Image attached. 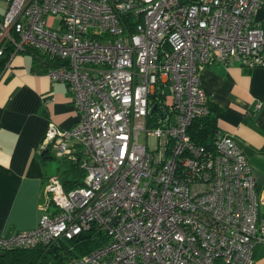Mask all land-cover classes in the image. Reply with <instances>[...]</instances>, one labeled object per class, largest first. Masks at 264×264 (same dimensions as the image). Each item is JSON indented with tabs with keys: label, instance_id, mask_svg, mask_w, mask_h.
Returning a JSON list of instances; mask_svg holds the SVG:
<instances>
[{
	"label": "built area",
	"instance_id": "obj_1",
	"mask_svg": "<svg viewBox=\"0 0 264 264\" xmlns=\"http://www.w3.org/2000/svg\"><path fill=\"white\" fill-rule=\"evenodd\" d=\"M262 1L0 0L2 67L33 49L75 111L69 128L46 122L39 149L83 173L67 190L46 176L37 223L0 234V250L93 225L106 239L67 264H249L264 189L229 135L204 147L187 128L206 112L203 64L264 66Z\"/></svg>",
	"mask_w": 264,
	"mask_h": 264
},
{
	"label": "crops",
	"instance_id": "obj_2",
	"mask_svg": "<svg viewBox=\"0 0 264 264\" xmlns=\"http://www.w3.org/2000/svg\"><path fill=\"white\" fill-rule=\"evenodd\" d=\"M255 20L264 24V0ZM206 101L216 108L217 130L229 134L251 166L254 189H264V66L235 61L209 63L198 71ZM76 116L65 84L31 69L23 53L10 56L0 70V234L35 226L37 203L46 176L69 167L48 147L39 149L48 120L69 128ZM264 220V201L257 208ZM250 264H264V239L255 243Z\"/></svg>",
	"mask_w": 264,
	"mask_h": 264
},
{
	"label": "trees",
	"instance_id": "obj_3",
	"mask_svg": "<svg viewBox=\"0 0 264 264\" xmlns=\"http://www.w3.org/2000/svg\"><path fill=\"white\" fill-rule=\"evenodd\" d=\"M23 53L30 56L32 70L46 68V65L41 64L42 56L33 49L25 48ZM5 60L6 54L0 56V70ZM205 105L206 113L191 120L187 133L193 142L208 147L214 132L217 131L216 108L209 101H206ZM65 159L69 167L61 172L59 180L62 187L67 190L81 184L83 173L78 168L76 160ZM105 239L104 232L90 225L77 235L71 238H58L55 243L48 246L35 245L29 248L0 250V264H67L74 258L91 251Z\"/></svg>",
	"mask_w": 264,
	"mask_h": 264
},
{
	"label": "bare ground",
	"instance_id": "obj_4",
	"mask_svg": "<svg viewBox=\"0 0 264 264\" xmlns=\"http://www.w3.org/2000/svg\"><path fill=\"white\" fill-rule=\"evenodd\" d=\"M262 3H263V1H262ZM262 5V4H261ZM261 5H260V7H261ZM259 7V8H260ZM258 8V9H259ZM257 9V10H258ZM256 14V13H255ZM255 14H254V16H255ZM254 20H255V17H254ZM255 22L257 23V25L258 26H260V27H262L263 28V30H264V24H259L256 20H255ZM230 61H232V60H230ZM228 62V61H227ZM235 62H237V61H235ZM210 63H214V62H210ZM218 63H225V62H218ZM238 63V62H237ZM207 64H209V63H206V64H203V65H207ZM239 64V63H238ZM203 65L201 66V67H203ZM240 66H243V65H241V64H239ZM200 67V68H201ZM243 67H245V66H243ZM252 67H254V66H252ZM246 68H251V67H246ZM199 71V70H198ZM197 76H198V72H197ZM198 78V77H197ZM198 84H199V82H198ZM200 87V86H199ZM202 90V89H201ZM203 92V91H202ZM204 94V93H203ZM204 97H205V95H204ZM205 102H206V99H205ZM205 102H204V105H205ZM153 106V108H151ZM151 107H150V112L151 111H153L154 110V108H155V105H151ZM205 109H206V105H205ZM206 113V112H205ZM204 113V114H205ZM203 114V115H204ZM196 118V117H195ZM194 119V118H193ZM191 122V121H190ZM190 124V123H189ZM189 126V125H188ZM188 129V128H187ZM218 132H220L219 130H217ZM220 133H223V132H220ZM188 134V133H187ZM224 134H227V133H224ZM227 135H229V134H227ZM230 136V135H229ZM188 137H189V135H188ZM231 137V136H230ZM232 138V137H231ZM190 139V138H189ZM233 139V138H232ZM191 140V139H190ZM192 141V140H191ZM234 141V140H233ZM193 142V141H192ZM235 142V141H234ZM195 143V142H194ZM236 143V142H235ZM195 144H197V143H195ZM197 145H202V144H197ZM202 146H204V145H202ZM238 146V145H237ZM204 147H207V146H204ZM239 147V146H238ZM240 148V147H239ZM241 150V149H240ZM241 152H242V150H241ZM242 154H243V152H242ZM244 155V154H243ZM245 156V155H244ZM246 158V157H245ZM247 160V159H246ZM248 162V161H247ZM249 164V163H248ZM250 168H251V166H250ZM251 172H252V169H251ZM252 175H253V173H252ZM253 188H254V177H253ZM254 191H255V189H254ZM255 193H257V194H260V193H258V192H256L255 191ZM259 205V204H258ZM257 208H258V206H257ZM262 219V218H261ZM263 239H264V237H263ZM262 239V240H263ZM261 241V240H260ZM260 241H257V242H260ZM257 242H255V243H257ZM255 243H254V245H255ZM254 245H253V247H254ZM253 247H252V251H253ZM253 253V252H252ZM251 261H252V254H251ZM251 261H250V263H251ZM249 263V264H250Z\"/></svg>",
	"mask_w": 264,
	"mask_h": 264
},
{
	"label": "rangeland",
	"instance_id": "obj_5",
	"mask_svg": "<svg viewBox=\"0 0 264 264\" xmlns=\"http://www.w3.org/2000/svg\"><path fill=\"white\" fill-rule=\"evenodd\" d=\"M23 54H25V56L29 58V55L27 53H23Z\"/></svg>",
	"mask_w": 264,
	"mask_h": 264
},
{
	"label": "water",
	"instance_id": "obj_6",
	"mask_svg": "<svg viewBox=\"0 0 264 264\" xmlns=\"http://www.w3.org/2000/svg\"><path fill=\"white\" fill-rule=\"evenodd\" d=\"M151 108H153V106Z\"/></svg>",
	"mask_w": 264,
	"mask_h": 264
}]
</instances>
